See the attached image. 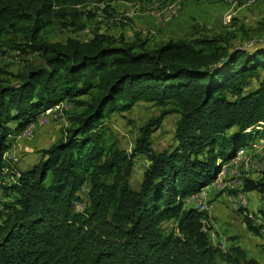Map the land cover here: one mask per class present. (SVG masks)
I'll return each instance as SVG.
<instances>
[{"label": "trees", "instance_id": "obj_1", "mask_svg": "<svg viewBox=\"0 0 264 264\" xmlns=\"http://www.w3.org/2000/svg\"><path fill=\"white\" fill-rule=\"evenodd\" d=\"M85 1L0 0V48L45 61L0 84V264H263L238 242L215 244L209 212L186 198L264 136V46L239 47L222 33L155 46L101 32L47 41L54 19ZM64 101L74 110L62 136L33 166L14 165L9 137ZM141 101L162 109L128 151L108 122ZM171 114L178 116L173 144L157 152L152 135ZM139 155L148 162L137 189ZM238 188L264 200V176L241 175L231 189ZM244 221L262 234L247 212Z\"/></svg>", "mask_w": 264, "mask_h": 264}, {"label": "rangeland", "instance_id": "obj_2", "mask_svg": "<svg viewBox=\"0 0 264 264\" xmlns=\"http://www.w3.org/2000/svg\"><path fill=\"white\" fill-rule=\"evenodd\" d=\"M177 7V13L171 14ZM96 32L124 38L128 42L145 39L151 46L174 37L190 39L204 34L222 33L231 43L254 49L264 46V0H87L58 15L44 34L49 42H65L68 38L86 41ZM22 38V34L16 37L18 40ZM44 63L38 53L10 51L7 45H3L0 48V84L15 80V75L23 71L28 64ZM73 106L70 101L61 102L55 108L43 111L38 120L25 130L12 134L8 139L7 158L23 170L36 164L41 158L40 150L51 146L62 136L63 130L68 126L69 115L74 110ZM161 109V106L153 102L141 101L131 110L114 113L108 124L118 136L122 147L131 151L140 134V128L148 119L159 115ZM177 118L176 114L168 115L161 126L155 129L152 141L157 152H162L173 144ZM262 146L264 136L246 147L245 152L239 156L237 176L256 179L264 176ZM237 161L230 162L225 173H222V169L216 182L209 186L208 205L199 204V208L208 212L213 206L223 209L225 215L222 219H217L225 223V226H232L220 233L216 228L213 229L210 219L204 220L215 244L228 248L232 243L240 244L244 239L245 245L242 246L248 256L264 264V241L263 244L257 242L260 240L257 235H262L264 240V214L261 212L264 205L260 203V197L243 193V188L231 189L240 185L241 179H234L233 184L224 185L227 180L234 178L231 170ZM147 162L144 155L135 158L131 176L134 188H139ZM222 178L225 180L222 184L224 186L219 189V185L214 184ZM88 189L89 186L86 185L80 190L84 199H87ZM207 189L208 187H205L187 198L198 196ZM240 192L244 194V199L237 198L236 195ZM3 197L0 190V207ZM186 204L197 206L194 200H186ZM79 206L81 207V204ZM245 212L255 225L261 226L262 234L248 230L244 221ZM170 225V221L163 224L165 228ZM246 232H251L249 238L245 235Z\"/></svg>", "mask_w": 264, "mask_h": 264}, {"label": "crops", "instance_id": "obj_3", "mask_svg": "<svg viewBox=\"0 0 264 264\" xmlns=\"http://www.w3.org/2000/svg\"><path fill=\"white\" fill-rule=\"evenodd\" d=\"M256 143H259V142H256ZM239 159V158H238ZM216 182V181H215ZM210 186V185H209ZM209 186H207V187H209ZM206 187V188H207ZM246 194H248V195H258V197H260V199H261V204L262 205H264V200L262 199V196L258 193V192H256V191H251V192H248V193H246ZM189 205H191V204H189ZM210 212V220H211V224H212V226H213V229L214 228H216V230L218 231V232H220L221 233V231H223V232H225V229L226 228H230V227H232V226H230L231 224H228V225H226L225 226V223H223V222H220L218 219H220V217H221V219H222V216H224L225 215V211L223 210V209H221V208H218V207H215V206H213L212 207V209H211V211H209ZM217 217H218V219H217ZM232 223V222H231ZM224 227V228H223ZM222 235V234H221ZM245 235H247V237L249 238L250 236L249 235H251V232H246V234ZM223 237V236H222ZM257 238H259L260 240H258L257 242L259 243V244H263V236L262 235H257ZM240 244L241 245H245V242H244V239H242L241 240V242H240Z\"/></svg>", "mask_w": 264, "mask_h": 264}, {"label": "built area", "instance_id": "obj_4", "mask_svg": "<svg viewBox=\"0 0 264 264\" xmlns=\"http://www.w3.org/2000/svg\"><path fill=\"white\" fill-rule=\"evenodd\" d=\"M178 8H179V7H177V9H175L174 12H170V13H171V14H176L177 11H178ZM262 157H264V146H262ZM239 163H240V159L237 161L236 165H234V166L232 167L231 172H233L232 174H233L234 178H232V180H229V181L227 180L226 183H225L224 185H226V184H233V180H234V179H241V176H237V174H236V167H237V165H239ZM224 177H225V176H224ZM224 179H226V178H224ZM224 181H225V180H224ZM224 181H223V178H222L218 183H216V184H214V185H219V189H220V188H222V186H224V185H222V184L224 183ZM221 182H222V183H221ZM210 187H211V186H210ZM210 187H208V189L205 190L204 193H201V194H199L198 196H195V197L186 198V200H194V203H195L197 206H199V204H207L208 196H209V193H210ZM237 198H238L239 200H240V199H244V194H242V192L238 193ZM207 205H208V204H207Z\"/></svg>", "mask_w": 264, "mask_h": 264}]
</instances>
